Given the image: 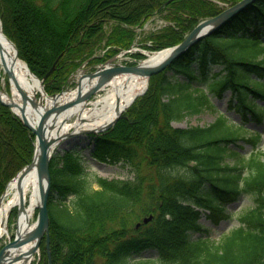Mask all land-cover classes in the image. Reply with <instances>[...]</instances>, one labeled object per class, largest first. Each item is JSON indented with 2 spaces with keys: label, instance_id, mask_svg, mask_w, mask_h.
Returning a JSON list of instances; mask_svg holds the SVG:
<instances>
[{
  "label": "trees",
  "instance_id": "obj_1",
  "mask_svg": "<svg viewBox=\"0 0 264 264\" xmlns=\"http://www.w3.org/2000/svg\"><path fill=\"white\" fill-rule=\"evenodd\" d=\"M239 1L0 0V22L18 58L52 95L83 63L91 67L128 49L134 29L155 15L167 25L146 36L143 48L150 51L178 44L200 21ZM99 50L103 55L95 56ZM224 92L240 123L219 112L206 126H172L215 111L212 97ZM248 122L264 125V0L249 3L153 74L113 127L88 136L92 159L129 166L131 179L92 174L74 149L52 156L51 264H264L263 133ZM33 143L30 130L0 104V196L31 161ZM241 143L249 147L246 155ZM240 198L248 208L230 211ZM202 216L213 225L235 216L238 225L213 241ZM47 259L43 238L39 264Z\"/></svg>",
  "mask_w": 264,
  "mask_h": 264
},
{
  "label": "water",
  "instance_id": "obj_2",
  "mask_svg": "<svg viewBox=\"0 0 264 264\" xmlns=\"http://www.w3.org/2000/svg\"><path fill=\"white\" fill-rule=\"evenodd\" d=\"M252 1L254 0H241L231 8L225 10L220 15L201 22L182 42L157 52L158 57L159 55H161V57L157 58V60H154V62H143L132 67L119 68L109 67L110 62L99 66L92 74L87 77V79L84 81L85 83L81 82L77 85L73 91V95L67 99H63L64 96L69 93L66 90L51 96H47L43 90L42 81L38 80V78L35 76L34 77L39 81L41 87L40 97L37 102L30 99V97H28L21 90L19 91L22 96L21 103L4 101L0 96V103L9 107L11 111L17 117H19L22 123L35 135V149L31 162L25 166L11 181L17 180L19 185L24 176L32 169L36 171L38 179H45L44 185L40 186L39 200L35 207L37 210V218L34 226L24 233H19L18 229H16L12 240L11 237L8 236V243L0 250V264H4L7 261L8 254L21 240H32L34 242L33 248L30 252L32 253L38 250L43 237L46 241L48 264H51L48 248L49 217L47 205L50 191V176L48 166L53 152V147L57 142L69 136H76L85 133H97L108 129L120 118L123 110L118 111L116 116L109 123L92 130L73 131L70 133H66L64 131L61 132L65 121L69 119L74 113L82 111L83 108L89 104L88 100L97 92H99L104 86H106L110 81L117 79L120 76L128 77L137 74H145L146 78L148 79L152 74L162 71L169 63H171L172 60L179 57L190 46L198 42L204 36L208 35L223 21ZM5 39L10 42L6 37ZM12 46L14 47L15 53L17 55L15 46L13 44ZM53 68L54 66L48 74H50ZM5 71L9 77L12 76V73L7 68H5ZM42 95L48 99V107L44 106L41 102ZM27 104H29L34 110V118H29L26 109ZM39 107L43 109L40 110ZM14 109L17 110L18 113H16ZM82 120L83 119L79 114L76 118V121ZM3 195L4 193L1 195L0 201L2 200ZM22 210L23 197L20 195L17 213ZM147 220L149 219H145L144 222H147Z\"/></svg>",
  "mask_w": 264,
  "mask_h": 264
},
{
  "label": "bare ground",
  "instance_id": "obj_3",
  "mask_svg": "<svg viewBox=\"0 0 264 264\" xmlns=\"http://www.w3.org/2000/svg\"><path fill=\"white\" fill-rule=\"evenodd\" d=\"M153 55H149V63L161 57V55H159V57L158 55ZM5 68L12 73V76L9 77L7 75ZM0 83H2L3 87L7 86V90L0 87V96L2 100L21 103L22 96L19 92L21 90L30 97V99L37 102V95L40 93L41 88L40 83L30 74L25 63L18 59L14 47L2 35L1 29ZM145 87V74H137L128 77L122 76L114 81H110L102 89L104 93L95 100H92L90 108L84 109L78 113L83 118V121L80 123L78 122L79 128L91 130L109 123L116 116L118 111L126 108L134 97L141 93ZM72 95L73 92L68 93L63 99H67ZM41 102L47 107L49 101L42 95ZM26 109L29 118H34V110L29 104H27ZM39 109L42 110L43 108L39 107ZM14 111L18 113L17 110L14 109ZM68 129L69 125L67 124L62 128V131H68ZM60 147V142H57L53 150H57ZM44 180V178L38 179L36 171L32 169L24 176L19 185L17 180L8 183L2 200L0 201V239L8 232L7 223L9 213L17 208L20 195L23 197V210L17 214L15 223L16 229H18L19 233H24L34 226V223H30V218L38 204L40 186L44 185ZM33 244L34 242L32 240H21L17 246L10 251L7 261L4 264H30L36 254V251L30 253Z\"/></svg>",
  "mask_w": 264,
  "mask_h": 264
},
{
  "label": "rangeland",
  "instance_id": "obj_4",
  "mask_svg": "<svg viewBox=\"0 0 264 264\" xmlns=\"http://www.w3.org/2000/svg\"><path fill=\"white\" fill-rule=\"evenodd\" d=\"M165 24V21L161 18L160 15H155L153 18L145 22L141 27H137L134 29V32L136 34L135 40L133 41V45L130 49V53L136 54V53H144L148 54L147 51L143 50L141 48L142 45H148L149 42L146 41V36L150 34L153 31H157ZM113 26V23H107L105 25V31L108 33ZM104 53V50H99L95 56H102ZM135 59L130 54H124L120 56L119 58H116L112 61V63L115 64V66L121 65V66H128L132 65ZM82 67L79 69L72 77L69 79V85H76V80L78 76L83 75V73L91 71L90 68ZM216 70V69H214ZM179 80H183V77H180ZM0 87L4 90H7V86L3 87L2 83H0ZM104 92H100L98 95H96L92 100H95L99 96H101ZM228 97V92L223 93V98H217L212 97V103L215 106V111L213 109L211 110H204L198 114L192 115V116H186L180 121L173 122L172 125L179 128H187L191 126H206L208 124H211L215 118L217 117L219 112L225 113L230 117V119L238 123L239 117L237 114H235L233 111L227 110L226 107V100ZM75 120V116H73L71 119L67 121L68 124H73ZM247 126H250L251 129H256L257 125L253 122H249L246 124ZM72 130V129H71ZM264 131V130H263ZM61 147L58 149V153L63 152L67 149H74L78 151L80 155V160L82 164L87 167V170L91 172L92 174L108 179V180H126L131 179L133 177V174L129 168V166H124L121 163L116 164H110L105 162H98L92 160L91 152L93 151V143L91 142V139H89L87 136H80V137H70L63 141H61ZM243 145V143H241ZM261 148L264 149V133L263 138L261 142ZM249 151V147L247 145H243L242 149H240V153L242 155H246ZM56 154V153H55ZM227 161H229L227 159ZM250 205V202L246 198H240L237 202H235L232 205L228 206V209L232 212H238L240 210L248 208ZM15 211V210H13ZM13 211L9 213L8 218V233L9 235H13L15 233V223H16V211L14 214ZM36 215L35 211L32 217L30 218V223H33L35 221ZM201 222L204 225H207L210 228V238L213 241H217L220 236L224 233H227L234 227L238 225L236 217L234 216L230 220L222 221L218 225H213L209 220H207L204 216L201 218ZM8 242L7 236H4L0 239V248L4 246ZM40 252L38 251L34 255V259L30 264H39L40 262Z\"/></svg>",
  "mask_w": 264,
  "mask_h": 264
}]
</instances>
